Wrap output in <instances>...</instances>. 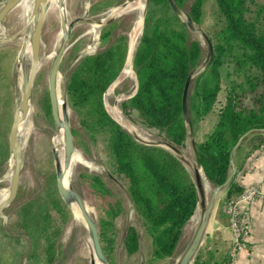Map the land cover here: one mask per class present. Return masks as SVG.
<instances>
[{"label": "trees", "instance_id": "1", "mask_svg": "<svg viewBox=\"0 0 264 264\" xmlns=\"http://www.w3.org/2000/svg\"><path fill=\"white\" fill-rule=\"evenodd\" d=\"M186 1L175 0L180 8ZM205 1L193 0L189 8L188 14L197 26L203 23ZM250 3L216 0L223 24L214 36L208 34L214 56L210 66L192 80L188 97L193 125L217 112L213 130L196 142L205 175L214 187L226 182L233 150L251 132L234 156L237 172L224 191L226 203L235 202L244 192L239 174L246 161L264 147V29L259 16H250ZM117 28L118 22L112 21L102 29L103 48L80 59L71 70L67 94L91 141L97 144L98 137H103L110 175L126 190L142 228L151 238V261L155 262L174 256L197 210L198 191L177 156L165 148L137 142L106 108L104 96L123 71L128 56V36L118 34L113 40ZM205 58L201 42L174 14L169 1L150 0L133 63L138 90L121 102L124 115L150 137L185 153L189 138L183 115L184 88ZM225 71L228 84L223 94ZM79 179L95 198L104 201L100 205L105 214L100 238L107 261L114 264L113 230L125 211L124 201L98 174L83 171ZM57 188L54 182L44 197L20 209V229L32 241L27 264H55L62 254L59 237L71 211ZM22 241L20 238V264L24 256ZM124 243L129 256L139 251L136 226L129 227ZM230 251L231 246L224 248L207 236L192 264H224Z\"/></svg>", "mask_w": 264, "mask_h": 264}, {"label": "rangeland", "instance_id": "2", "mask_svg": "<svg viewBox=\"0 0 264 264\" xmlns=\"http://www.w3.org/2000/svg\"><path fill=\"white\" fill-rule=\"evenodd\" d=\"M138 1L139 0H62V6L64 5L65 11L62 9L60 10L58 5L50 4L44 22L40 53V58H43L44 62L39 68L40 71L36 74L30 99L29 107H32L34 111L30 119L33 130L29 136L27 147L23 151L19 190L14 202L5 210L0 211V262L2 261L4 264H20V238H22L23 245L21 250L24 254L22 262L23 264L28 263L29 247L32 241L30 237L20 229V209L25 204L40 198V196L44 197L54 182L57 184L54 152L59 156V146H54L53 140L59 134V129L55 124L51 111L49 72L53 62L50 56L53 54L59 35L63 31L62 14L65 15L67 24L73 25V29L59 68V74L62 78L61 94L63 99L68 103V108L70 109V111H68L70 112L69 119L72 130L78 133L74 135L76 150L81 152L83 158L87 162L75 166L70 185L77 194L84 198L86 204L91 208L92 217L98 223L100 232L101 218L105 216V214L101 212L100 205L102 202L104 203V201L95 198L90 193L79 179V174L83 171H87L92 174L100 175L111 187L114 194L124 201L125 211L122 216L117 219L113 230L115 235L113 242L114 248L112 251L114 264H175L191 243L197 225L193 228L190 221L184 229L182 239L178 244L174 256L160 261H151L153 253L151 238L142 228L140 219L126 190L110 175L109 157L103 137H98L97 144L91 141L89 135L81 126L78 115L71 108L68 99L67 77L71 70L77 65L80 59L88 55H93L103 48L101 44V33L105 26L101 29L99 37L95 38L91 32L92 25L96 23L99 24L106 18H114L113 22H118V28L114 31L115 35L113 40L118 34H126L128 36L129 50L130 40L135 30L137 11L128 9L121 12L122 15L119 17H115V14H110V11L114 8L119 9L123 7L124 9ZM192 2L193 0L186 1L184 8H182L184 13L188 14ZM250 8L252 10L250 16L252 18L259 16V24L264 29V0H251ZM28 18L27 10H25L24 7H17L4 19L2 29L0 28V40H2L0 41V190H10L11 181L6 178L11 165L10 162L12 161L9 150V133L14 122L15 104L22 96L20 88L21 69L18 56L22 46L26 43ZM222 24L223 20L218 11L216 0H206L203 6V23L197 27L207 36L208 34L214 36V34L220 30ZM193 36L201 42L205 54L207 55L208 45L205 38L200 32L193 34ZM140 38L141 34L139 41ZM50 53L52 54L50 55ZM227 80L225 71L223 94L226 92ZM136 85V73L134 79L125 78L120 74L117 82L107 90L104 96L107 110H110L107 104L109 102L111 107L120 108L121 113L124 115L120 104L135 91ZM124 117L127 123H120V125H122L123 128L125 127L124 129L129 132V124L130 126L135 125L125 115ZM216 121L217 112H214L204 120L196 122L195 125H193L195 141H202L213 130ZM142 132L148 139L159 140L150 137L143 130ZM184 155L190 165H194L191 140H188ZM53 175H56V178ZM217 205L219 207L224 205L225 209L226 201L224 200V192L218 198L216 207ZM69 209L71 211V218L59 237L62 254L55 264H90V260L93 256V248L87 227L85 224L75 220L73 209L71 207H69ZM212 222L214 223L215 219H213ZM131 226H136L138 228L140 249L136 254L129 256L125 251L124 241L127 231ZM208 236H212L214 242L220 243L224 248L231 246H228L226 241L224 243L222 238L217 236L216 233ZM205 239L201 246L202 248L205 246ZM108 264L110 263L108 262Z\"/></svg>", "mask_w": 264, "mask_h": 264}, {"label": "water", "instance_id": "3", "mask_svg": "<svg viewBox=\"0 0 264 264\" xmlns=\"http://www.w3.org/2000/svg\"><path fill=\"white\" fill-rule=\"evenodd\" d=\"M20 1L22 0H1L0 1V24L3 23L8 13L14 10L15 7L20 3ZM168 1H169L170 7L172 11L174 12V14L178 16V18L184 23V25H186L189 28L192 34L200 32L202 36L205 38L207 45H208V52H207L205 60L203 61L202 65L191 74L189 80L187 81L185 85L184 93H183V115H184V120L187 125L188 138H189L188 140H191V145L193 149L194 165H190V163L186 160L184 153L169 143H166L162 140H151L148 138L144 139L139 136H136L130 131L129 133L132 134L134 138L136 139V141L139 142L140 144L147 145V146H155V147L158 146V147H162V148H165L171 151L175 156H177L184 163V165L187 167L188 171L190 172L193 178V181L198 191L199 203H198L197 210L194 216L192 217V219L196 216V214H198L199 218L197 222L196 231H195V234L193 236L191 243L189 244L187 249L184 251V253L180 256V258L175 263V264H192L196 257L198 250L202 246L204 239L207 235L208 226L211 221L216 202L236 175L237 170H236V167L234 166V156L238 148L241 146L242 142L249 136L251 132H248L247 134H245L243 138L235 146L233 153H232V160H231L232 169H231V172L226 182L222 186L214 187L211 194L208 195L206 192V187H205L204 179L202 176V172H204V169L201 163L199 152L197 150L194 127H193V123L190 118L188 97H189V91H190L192 80L210 66L213 56H214V48L208 36L197 27V25L194 23L190 15L184 13L183 9L177 5L175 0H168ZM61 3H62V0H61ZM149 3H150V0H146L144 11H143V27H142L141 37L143 34V30H144V22H145V17L148 11ZM49 6L50 4L48 0H34L33 11H32V20L34 24V33H33V39H32V51H33L32 52L33 53L32 68H31V74L29 78H26L24 80V84L22 88V96L15 104L14 122L12 124L10 133H9V150L11 153V160L13 163V175H12L11 182H10L9 198L3 204H0V211L5 210L7 207H9L14 202V200L17 197L18 190H19V181H20L22 162H23V150L18 140V129H19V126L27 118L28 109L30 106L32 89L34 85V80L39 70L38 63L40 60V53H41V47H42L43 27H44V22H45V18H46ZM121 15L122 13L119 12L118 14L115 15V17H119ZM113 20L114 18H106L104 21H101V23H99L100 31L104 26L108 25ZM62 28H63V31H65V34H63L60 40L59 48L57 49V52L55 53V56L53 58V62L51 65V69L49 72V95H50V105H51L52 115H53L57 128L60 129L62 126L64 128V132H63L64 133V152H65V162H66L64 166H62V163H61V160L58 154L54 152L55 160H56L57 187H58V191L62 199L64 200V202L72 209H73V204L74 203L77 204L82 212L84 224L87 227L89 238H90L92 248H93V256L90 260V264H98V262H104L105 264H108L107 258L105 256V253L103 251L102 244H101L100 228H99L98 223L95 221L92 215L87 211L86 201L84 200V198L80 196L79 194H77L72 189L70 182L67 184L65 182L66 169L69 165L72 155L74 154L77 148H76V144L74 140V135L72 132V127L70 124L69 115L67 114L68 110L70 111V109L68 108V103L64 100L60 106V99H59V93H58V79L60 77V74H59L60 63L66 51V47H67V44L70 38V34L73 29L72 24L71 25L67 24L64 14H62ZM139 43L140 41L138 42V45ZM128 55H129V50H128ZM23 56H24V45L22 46V49L19 52V56H18L19 61L23 59ZM133 63H134V58H133ZM117 80L113 84H115ZM136 80H137V77H136ZM137 90H138V81H137L135 91L127 99L133 97L137 93ZM104 101H105V98H104ZM116 121L120 124L118 120Z\"/></svg>", "mask_w": 264, "mask_h": 264}, {"label": "bare ground", "instance_id": "4", "mask_svg": "<svg viewBox=\"0 0 264 264\" xmlns=\"http://www.w3.org/2000/svg\"><path fill=\"white\" fill-rule=\"evenodd\" d=\"M48 2H49V4H52V5H56V6L58 5L60 7V10L61 9L64 10V7H63L64 5L62 6L61 0H48ZM145 3H146V0H139L138 2L132 4L131 6H128V7L124 8V9H123V7L119 8V9H115L114 8V9H112L110 11V14H115V15L118 14L119 12L121 13V12H123L125 10H128V9H132L134 11L135 10L137 11V20H136V24H135V30H134V34L132 35L131 40H130L129 55H128L127 62H126V65L124 67V70L122 72V76H124L125 78L134 79V77H135V73H134V70H133V58H134V55H135V51H136V48H137V44H138V41H139L140 34L142 32L143 11H144V7H145ZM33 4H34V0H22L15 7V8L24 7L25 10H27V12H28V17H29L28 18L29 22L27 23V32L28 33H27V36H26V43L24 44V56H23V59L20 61V69H21L20 88H21V91H22V88H23L24 80L26 78H29V76L31 74L32 61H33V59H32V57H33V53H32L33 52L32 51V39H33V33H34V24H33V20H32ZM0 28L2 29V24H0ZM91 32L93 33L95 38L99 37L100 24H97V23L93 24L92 27H91ZM63 34H65V31H62L61 34L59 35V38H58V41H57V43L55 45V49H54L53 54L50 53V55L52 54L50 56L51 59L54 58L55 53L57 52V49L59 48L60 40H61ZM43 56H44V54H43ZM43 62H44V59L40 58L39 63H38V68H40V66L43 64ZM38 71H40V70H38ZM63 81H64V79H63ZM61 91H62V78L60 76L59 79H58V93H59V99H60V106H61L62 102L64 101L63 96L61 94ZM107 104H108V107H110L109 112L112 114L111 116H113L121 124L127 123L124 115L120 111V108L111 107V105H109V102ZM33 112L34 111H33L32 107H29L27 118L19 126V129H18V140H19L20 146H21L23 151L27 147V142H28L29 136H30V134L32 133V130H33L32 124L30 123V119H31V117L33 115ZM67 114L70 115V112L68 111ZM129 130H130V132H132L136 136H139V137L144 138V139L147 138L144 135V133L142 132V130L137 128V127H135V126H132V125L130 126V124H129ZM63 132H64V128L62 126L59 129V132H58L59 134L57 133L58 135L53 140L54 146H59L58 151H59V156H60V160H61L62 166H64L65 163H66L65 162V152H64V133ZM84 163H87V162L83 158V155L81 154V152L79 150H76L74 152V154L72 155V158H71V160L69 162V165H68V167L66 169V176H65L66 184L70 182L71 176L73 174V170H74L75 166L77 164L80 165V164H84ZM10 164H11L10 168H9L8 173L6 175V178L9 181H11V178H12V175H13V163H12V161L10 162ZM202 176H203V179H204L206 192H207L208 195H210L211 192L213 191L214 187H213L212 183L209 182V180L206 177V175L204 174V172H202ZM9 181H7V182H9ZM9 195H10V190L9 189L0 190V204H3L9 198ZM73 209H74V214H75V220H77L78 222L84 224V220H83V217H82V212H81L80 208L78 207V205L74 203L73 204ZM86 209L92 215L91 208L87 204H86ZM198 218H199L198 214H196V216L191 220L193 228L196 227L197 222H198ZM98 264H105V263L104 262H98Z\"/></svg>", "mask_w": 264, "mask_h": 264}, {"label": "crops", "instance_id": "5", "mask_svg": "<svg viewBox=\"0 0 264 264\" xmlns=\"http://www.w3.org/2000/svg\"><path fill=\"white\" fill-rule=\"evenodd\" d=\"M239 182L244 191L259 188L264 192V147L246 161L244 170L239 174ZM217 207L215 205L206 237L216 233L229 246L231 231L228 216L224 212V205ZM246 208L249 212L246 224L250 230V242L248 250L237 254L234 262L235 264H264V200L261 196H256L246 205ZM213 219H215L214 223Z\"/></svg>", "mask_w": 264, "mask_h": 264}, {"label": "built area", "instance_id": "6", "mask_svg": "<svg viewBox=\"0 0 264 264\" xmlns=\"http://www.w3.org/2000/svg\"><path fill=\"white\" fill-rule=\"evenodd\" d=\"M256 196H261L264 200V192L259 188H252L245 190L235 202L226 203L224 212L228 216L232 240L229 258L224 264H235L236 255L248 250L250 230L246 224L249 215L246 205L254 200Z\"/></svg>", "mask_w": 264, "mask_h": 264}]
</instances>
